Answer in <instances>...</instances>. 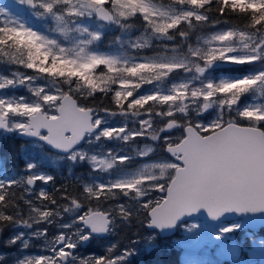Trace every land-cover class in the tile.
<instances>
[{"label": "trees", "instance_id": "trees-1", "mask_svg": "<svg viewBox=\"0 0 264 264\" xmlns=\"http://www.w3.org/2000/svg\"><path fill=\"white\" fill-rule=\"evenodd\" d=\"M36 9L31 11L28 5H24L25 16H27L34 26H37L41 21L50 24L51 17L55 12H61L65 21L71 23V27L75 30L77 22H88L90 41L88 48H106L117 47V39H120L126 33H129L131 40L125 45L120 46L122 52L121 56L129 61L126 64H111L105 62L104 65L98 64L89 72L84 73L83 76H70L67 74L59 75L43 71V68L51 67L56 63L61 68H68L69 65L64 64V61H73L69 57H73V45L67 36V40L61 39L64 46L63 51L59 52V43H54L52 49H41L42 52H49L47 58L40 57L33 59L32 53L35 52V47H30L29 42L35 45H42L35 39L25 38V33L21 35L16 31L12 22H5L0 19V71L7 73L9 71H20L25 73H32L38 70L39 77L48 81H53L59 87L60 94L69 93L78 100V103L87 108H92L95 115L103 116L106 112H125L133 110L135 113L142 115L144 112L153 114H164V110L168 106L167 99L155 98H138L132 104L128 101L124 94L117 95L114 91L117 76L138 77L141 75H134V73L149 74L153 78L159 77L165 68L135 66L132 59L154 58L158 54L165 53L166 57L186 59L187 65H190L188 73L185 66H177L168 71V81L181 76H195L197 82L201 80L198 86L206 88L204 85V78L200 79L193 71L195 64L205 65L210 60H227L225 53L218 48L210 49L209 44L205 43L202 38L218 29L232 28L234 30L246 32L254 36L258 42L259 38L264 37V0H151L154 4L167 8L175 9L174 5L178 6L177 13L182 14V18L178 17L175 20L168 15L154 14L145 11L142 2L145 0H124L129 6L124 7L120 0H92V6H96L102 2L114 14L116 23H103L98 21L94 14L93 8L89 5L81 7L78 4L72 5L66 3L67 0H52L47 4H42L40 0H34ZM69 4V10L66 9ZM45 5L48 6L46 9ZM49 5L51 7H49ZM255 6L252 8L250 6ZM119 7L118 9L115 8ZM239 6H244L246 10L241 11ZM28 9V10H27ZM135 9V10H133ZM182 9H190L197 12V15H187ZM3 11L0 10V15ZM53 30L52 25H47V31ZM161 29H165L161 31ZM47 31H42L41 38H47ZM23 40L24 43H18ZM44 41V40H43ZM61 44V46H62ZM47 46V44L44 43ZM201 45V46H200ZM200 46V47H199ZM197 47V49H196ZM199 47V49H198ZM59 49V50H58ZM196 50V52H195ZM264 54V53H263ZM257 54L253 59H244L230 61L229 66L212 71L214 78H218L222 73H228L234 79H229L223 83H231L234 87L227 90H220L222 82H218L213 86L214 99L218 100L222 97H233L236 99L235 105L231 104L229 108L225 105L219 108L218 113L220 120H232L242 125L258 126L264 129V116L260 117L256 110L251 108L250 101L252 96L256 93L259 97L264 98V85L259 82L250 83V73L259 68V64L264 62V55ZM58 58V59H57ZM76 58H78L76 56ZM103 61V60H102ZM109 61V60H105ZM133 64V65H132ZM30 65H35L30 66ZM131 67L135 71L131 70ZM40 71V72H39ZM132 71V72H131ZM161 71V72H160ZM120 73L121 75H117ZM117 75L116 77H114ZM146 76V75H145ZM147 77V76H146ZM135 78V79H136ZM140 83H145L146 80L138 78ZM91 80V83H89ZM68 82V87H65V82ZM137 82V81H136ZM215 82V80H214ZM193 86L195 84H189ZM139 86H135L133 94L137 92ZM259 90V94H258ZM233 94V95H232ZM27 97H34L35 94L28 92ZM213 93L205 95L213 98ZM83 97V98H82ZM140 100L142 103L137 104ZM205 97L202 93L193 95L189 101H184V110H179L176 106H171L172 111L167 112V121H176L178 134L172 139L175 143L179 141L180 135L183 133V125L186 123L199 126V122H203L211 117V113L205 112L204 106L208 104V100L204 101ZM58 103V102H54ZM165 106V109L164 107ZM243 109V112L241 109ZM247 112L248 115L244 113ZM8 114L13 116L10 112ZM108 114V113H106ZM133 116V115H132ZM154 116V115H153ZM27 115L23 116L26 121ZM99 123L102 125V121ZM136 123V122H132ZM171 122H168V124ZM167 124V125H168ZM179 125V126H178ZM131 128H138V126H131ZM215 126L200 129L201 133H208ZM110 131L109 139H105L103 135ZM115 131L110 130V126L102 131L98 139L93 140L90 136L84 143L86 151L90 152L93 148L100 147L101 150L107 151L115 141H111L112 134ZM162 141V139H160ZM159 146L158 150L150 153V157L168 156L164 150L165 144ZM121 146V145H120ZM164 147V148H163ZM48 150L46 147H39L38 154H46L41 150ZM30 150V151H29ZM31 145L19 138L14 132L10 134H0V168L6 169L7 173H14L12 178H7L6 175L0 172L3 178H0V264L10 262L14 258L13 254L18 255L21 250H25L29 256L21 264H43L39 255L41 253L40 245L44 243L43 236L31 235L28 236L27 245L24 244L23 249H19L18 243L22 238L16 239L15 230L19 225L28 224L36 231L41 229H51V222L56 225L51 230L52 234L58 233L60 230L59 223L64 218L60 212L71 213L72 209L75 215L84 214L90 210L101 209L112 212L113 224L108 238H95L90 240L85 245L77 243L75 252H72L73 259L71 264H182L183 252L181 246L177 245L171 237H161L158 233L150 231L146 228L148 222L149 209L160 202L163 197H155L156 195L164 196L165 192L159 193V188L151 189L152 193L148 195L147 203L142 204L143 201L135 197L133 189L127 190L126 187L121 186L114 188H103L99 186V182L106 181L107 173L100 170H93L91 164L85 160L82 163L68 165L69 162L52 163L49 160L39 159V155L31 152ZM36 151V150H35ZM49 151V150H48ZM113 152V150H111ZM122 153H128L132 150H121ZM37 152V151H36ZM156 153V154H155ZM52 154V151H50ZM41 157V156H40ZM162 157V158H163ZM32 159V160H30ZM139 160L138 157L133 161ZM129 159L116 161L114 167L110 170L113 175L119 169L129 166ZM28 169V174L33 175L34 170H39L44 173L46 178V185L44 190H39L42 184L41 179H37V188L29 192L26 186L23 169ZM174 173V168H169L164 180V188L170 181ZM43 176H41L42 178ZM101 177L102 179H100ZM97 184H91L88 182ZM162 186V187H163ZM101 188V189H100ZM96 193V195H93ZM126 206L125 209L119 211V205ZM114 206V207H112ZM42 217L40 214H44ZM39 216L37 217V215ZM68 214V215H69ZM78 225V224H77ZM25 230L26 227H23ZM66 229V228H65ZM73 229V228H72ZM71 230V228H70ZM74 230V229H73ZM180 227L173 236H178ZM238 234L246 232L245 229H240ZM242 231V232H241ZM242 233V238L237 239L236 242L241 250L240 258L247 259L248 250L252 247L257 237L264 238V228L256 236H249ZM151 243L150 248L147 244ZM143 246V247H142ZM19 249V250H18ZM124 252L121 259H116L118 255ZM138 252V253H136ZM59 258V257H58ZM103 258V259H101ZM234 263L236 262L235 259ZM231 261L225 260L221 264H230ZM258 264V263H254Z\"/></svg>", "mask_w": 264, "mask_h": 264}, {"label": "rangeland", "instance_id": "rangeland-1", "mask_svg": "<svg viewBox=\"0 0 264 264\" xmlns=\"http://www.w3.org/2000/svg\"><path fill=\"white\" fill-rule=\"evenodd\" d=\"M92 0H72V5L78 4L81 7L85 5H89L90 8L95 9L98 5L102 4L99 3L96 6H92ZM42 4H47L52 2V0H40ZM29 3L30 5L34 4V0H0V10L3 11L4 14L0 15V19H3L5 22H12V25L16 31H18L21 35L24 33L25 38L27 39H35L37 42L45 46V49H52L54 43H59V52L64 49L62 44L61 38L57 37L63 36V40H67V36H71V39L68 38V41H71L73 45V57H69L71 60L76 62L75 67H81L84 64H88L91 61L93 56L100 58L101 60L107 59L109 61H114L111 63V66L115 64H126L121 61L128 62V59L119 58L121 57V50L117 48L116 50L106 51L111 49H94L88 48L90 47L88 43L92 40L89 38V29H88V22H77L75 25L76 30L71 27V23L69 21H64V16L59 13H53L51 20L53 21L56 32L50 31L48 34L50 36L49 39L43 41L41 38L40 32L37 33L33 25L27 20V18L22 14L19 10ZM66 3H71V0H67ZM69 4H67L66 9L69 10ZM76 6V5H75ZM143 7H147L149 13L154 14H162L168 15L171 19L175 20L176 18H182V14H178V6H175V9L163 7L160 5L154 4L151 0H145L142 2ZM34 7V5H33ZM46 9L48 8L45 5ZM119 11V7H116ZM28 10V9H27ZM188 16L191 14L197 15V12L192 11L190 9H182ZM120 12V11H119ZM14 20V21H10ZM16 21V22H15ZM8 22V23H9ZM45 25L42 24L40 26V30L43 31L45 29ZM44 32V31H43ZM223 36L224 39H219V37ZM57 42H56V41ZM131 40V36L129 33L123 35L122 38L118 40L116 46H123L127 42ZM202 40L205 43L209 44L210 49L218 48L221 52L225 53V59L231 60L234 59L236 61L244 60V59H253L257 54L264 53V37L257 39L243 31L234 30L232 28H223L215 30L207 35H205ZM47 41V46L44 43ZM62 44V46H61ZM201 46V45H200ZM199 46V47H200ZM198 47V49H199ZM48 48V49H47ZM197 49V47H196ZM196 52V50H195ZM163 55H166L163 53ZM264 55V54H263ZM76 56L78 58H76ZM147 58V57H145ZM213 60V59H212ZM184 59L180 58H171V57H157V58H147L142 60H136L132 62H136V66H145L151 67L154 65L156 67H162L166 70L161 72L159 77L153 78L151 73L144 74V73H134V75H141L137 78L134 77L135 81L132 77V73L128 76H117L121 75L118 73L114 77L117 76V81L115 83V93L118 95L125 94L126 97L129 98L133 94V89L139 83L138 78L147 79L148 85L153 86V90L149 91L150 93L142 90H137L133 97H144L149 95H158L161 99H167L168 103H164L168 106L167 110H164L166 113L164 114H153L150 115L149 113L145 112L142 115L135 113L132 109L129 110L128 113L120 112L119 113H108L106 117V113L102 116L105 121L113 122L116 124L113 129L115 131L111 136V141H117V145L114 144L111 146L113 148V152L110 149V152L103 151L101 149H92L90 152H85V149L81 147L76 149L74 152H71L68 155H56L55 153L51 155H46L43 157L44 160H49V162L55 163H63L65 161L69 162L68 165L77 164L82 160L87 159L88 164H91L92 169L97 168L98 170L108 172L107 179L103 182H99V186L110 188L109 190L114 188L115 186H124L127 190L133 189L135 193V197H138L143 201L142 204L147 203L148 195L152 193L151 189L159 188V193L165 192V188L163 186L166 173L168 172L169 168H174L177 166L176 163L171 157L169 156H155L150 157V153L155 150L159 149V146L165 145L172 142L174 137H177V130L176 121L171 120L167 121L168 113L172 111L171 106H176L180 108L182 102L189 101L193 95L198 94L199 92L203 94L205 100H208L209 106L208 110L216 109L218 112L221 106L225 105L229 108L231 104L235 105L236 99L233 97H222L218 100L214 99L215 92L213 91V86L218 82H226L229 80L228 73H224L218 76V78H214L212 74H208L209 62L205 65H198L195 64L193 67V71L196 73L199 79H202L201 76L204 78V84L206 88H202L199 85V82L195 83L196 81L188 75L181 76L178 78H174L168 81V71L177 66H184L185 64ZM188 63V61L186 62ZM133 67H131L132 70ZM91 69H84L81 68L83 73L89 72ZM189 69H186L188 73ZM38 71V70H35ZM40 72V71H39ZM132 72V71H131ZM204 72L203 75L199 73ZM34 74H36L34 72ZM208 74V75H207ZM2 76L0 74V110L3 113H6L10 110V112L14 115V118L10 121L11 130H16L21 132L20 130L23 128L25 121L23 120L24 115H30L31 113L35 112L36 110H42L48 116H55L57 115L58 105L56 106V102L58 96L60 95L59 87L54 84V82H48L46 79H42L39 77V74L36 75H27L23 73H10L4 74ZM147 77H146V76ZM195 75V74H194ZM193 75V76H194ZM45 81L43 85L39 81ZM215 80V82H214ZM261 81L264 85V62L259 64V68L255 71L250 73V83H256L257 81ZM195 84L190 86L189 84ZM44 84L46 86H44ZM256 84H259L257 82ZM171 85V87H167ZM210 85L212 87H210ZM6 89H10L11 92L16 89H21L22 91L30 92L35 94V97H27L26 94L23 95H10ZM213 93V98L206 97L205 95H209ZM131 94V95H129ZM259 94V90H258ZM233 95V94H232ZM26 97V98H25ZM28 98V99H27ZM83 98V97H82ZM132 100V99H131ZM127 104H132L134 100L128 101ZM250 107L256 110L258 116H264V98L259 97L257 93L252 96L250 101ZM165 109V106H163ZM243 109L241 111L243 112ZM133 115V116H132ZM119 117V120H115L113 117ZM220 116L218 113H211V117L206 119L205 121H201L198 123L199 126H195L198 129H207L210 126H215L216 128L221 127L223 124L229 122H235L232 120H220V117L216 120V118ZM97 118V117H96ZM104 121V122H105ZM136 123H132V122ZM168 122H171L168 124ZM168 124V125H167ZM138 126V128H131V126ZM185 125V124H184ZM183 125V127H184ZM179 126V125H178ZM106 133H110L107 131ZM102 134L100 132H93V140L98 139L99 136ZM103 137L107 140L110 136L103 135ZM162 139V141L160 140ZM121 145V146H120ZM164 148V147H163ZM121 150H132L131 152L120 154ZM165 150V148H164ZM156 154V153H155ZM55 155V156H53ZM122 157H127L125 160H130V165L127 167L125 166L123 169H119L115 175L113 172L110 171L117 160L121 159ZM138 157L139 160L136 162V165L133 161L134 158ZM163 157V158H162ZM3 171H1L2 173ZM34 177L37 176L45 179L44 173L39 170H34L33 172ZM14 173H10L7 176L10 178L13 177ZM23 174V173H21ZM33 178V176L29 175ZM102 179L101 177H99ZM34 179V178H33ZM95 181V179H93ZM90 187L91 184H97L95 181L94 183L88 182ZM46 182H42L40 185L39 190H44ZM163 186V187H162ZM101 189V188H100ZM163 197L161 195H156L155 197ZM159 197V200H160ZM147 198V199H146ZM114 207V206H112ZM126 206L119 205V211L125 209ZM91 211V210H90ZM88 211V212H90ZM69 217H66V223L60 224V230L58 233L54 232V235H49V232L52 233V229H41L40 232H36L35 229H31L28 224L19 225L18 228L15 230V234H19L17 236H28V235H37L43 236L44 243L40 245L41 253L39 257L43 260V264H60V253L69 252V248L71 244L77 247V243H80L82 246L85 245V242L82 243L83 239L86 237V233H83L82 226L79 225L80 220L85 216L82 214L75 215L76 213L73 210H70ZM87 212V213H88ZM62 215L66 214L64 212H60ZM39 214L37 215V217ZM40 216L44 217V214H40ZM78 224V225H77ZM22 227H26L25 230ZM64 227H71V230L65 232ZM245 222L243 220H231L226 222H221L214 226H209L203 223L201 220H190L185 222L180 226L179 235L173 236L171 239L182 247L184 250L182 264H221L225 260L231 261L230 264H264V238H259L257 241L252 242V247L248 250L247 259L240 258L241 250L239 248L238 243L236 242L237 239L242 238V233L240 229L245 228ZM74 230H73V229ZM52 230V231H51ZM52 238V239H51ZM28 239V237H27ZM46 240V241H45ZM63 240V243L59 245V242ZM150 243V240H149ZM14 258L8 263L5 264H18L23 263V259L25 258L24 254L16 255L13 254ZM124 253L118 255L116 259H121ZM2 256V255H0ZM124 258V257H123ZM122 258V259H123ZM73 256L71 255L69 261L66 264H71ZM235 259V263L234 260ZM18 261V263L16 262Z\"/></svg>", "mask_w": 264, "mask_h": 264}, {"label": "water", "instance_id": "water-1", "mask_svg": "<svg viewBox=\"0 0 264 264\" xmlns=\"http://www.w3.org/2000/svg\"><path fill=\"white\" fill-rule=\"evenodd\" d=\"M95 14L101 21H113V15L103 5L97 7ZM227 65L221 61L209 64L211 68ZM34 119L43 124L37 127ZM92 121L91 109L80 108L66 94L60 99L56 116L37 110L18 135L40 140L55 152L67 154L82 144L86 133L98 128ZM0 122L5 125L0 126V131L8 133V116L1 112ZM184 131L179 143L166 147L170 157L180 165L161 202L149 210L146 228L161 237H170L188 220L217 224L240 217L245 219L249 230L259 231L264 227V130L229 122L205 135L192 125H187ZM27 184L33 187L34 181L29 178ZM165 210L167 215H163ZM110 215V212L93 211L83 217L81 224L89 236L104 238L109 235ZM62 243L63 240L59 245ZM66 257V253L61 255V264L66 262Z\"/></svg>", "mask_w": 264, "mask_h": 264}, {"label": "snow or ice", "instance_id": "snow-or-ice-1", "mask_svg": "<svg viewBox=\"0 0 264 264\" xmlns=\"http://www.w3.org/2000/svg\"><path fill=\"white\" fill-rule=\"evenodd\" d=\"M120 2L123 4L124 7H128V6H129L127 3H124V0H120ZM49 7H51V6L49 5ZM239 7H240V10H241V11L246 10V8H245L244 6H239ZM250 7L255 8L254 5H253V6H250ZM133 10H135V9H133ZM144 10H145V11L148 10L146 6L144 7ZM109 19H110V17H109ZM164 30H165V29H161V31H164ZM219 39H224V37L221 36V37H219ZM18 43H24V41H23V40H20V41H18ZM29 46H30V47H35V52L32 53L33 59H38V58H40V57L47 58V57H49V55H50L49 52H42V51H41V49L43 48V45H35L34 43L29 42ZM57 59H58V58H57ZM104 62H107V63H109V64L114 63V61H102L100 58L93 56V57L91 58L90 63H88V64H84V65H82V66L79 67V68H78V67H75V65H76V62H75V61H64V62H63L64 64L69 65L68 68H61V67H59L56 63H53L51 67L43 68V71H45V72H50V73H53V74H59V75L67 74V75H70V76H76V75H81V76H83L84 73L81 71V68H84V69H92V68H94L96 65L101 64V63H104ZM30 66H33V67H34L35 65H30ZM132 71H135V69H133ZM89 83H91V80H89ZM210 87H212V86L210 85ZM232 87H234L233 84H231V83H223V82H222V84H221V86H220V90L223 91V90H227V89L232 88ZM118 95H119V94H118ZM129 95H131V94H129ZM0 103H2V101H0ZM136 103L139 104V103H142V101L137 100ZM244 114H245V115H248L247 112H245ZM33 123H34L37 127H40V126L43 124V121L35 120V119H34V120H33ZM0 126H5V125L3 124V122H0ZM48 126H49V127H53V126H51V125H48ZM54 130H55V129H54ZM109 134H110V133H105V135H109ZM121 159L124 160V159H127V157H122ZM93 195H96V193H93ZM163 215H167V210L164 211ZM155 222H158V221H154V223H155ZM161 226H163V225H161ZM70 247H71V248H74L75 245H74V244H71ZM60 255H64L63 250L61 251ZM101 259H103V258H101ZM97 264H99V261L97 262ZM109 264H114V262H109Z\"/></svg>", "mask_w": 264, "mask_h": 264}, {"label": "flooded vegetation", "instance_id": "flooded-vegetation-1", "mask_svg": "<svg viewBox=\"0 0 264 264\" xmlns=\"http://www.w3.org/2000/svg\"><path fill=\"white\" fill-rule=\"evenodd\" d=\"M35 72H38V71H35ZM69 85H68V82L66 81L65 82V87H68ZM115 145H117V143L115 144ZM55 225V222H51V229H53L54 228V226H52V225ZM59 224H62V222L60 221V223ZM49 235H54V233L52 234L51 232H49ZM87 236V235H86ZM52 239V238H51ZM46 241V240H45ZM68 256H69V252H68Z\"/></svg>", "mask_w": 264, "mask_h": 264}, {"label": "bare ground", "instance_id": "bare-ground-1", "mask_svg": "<svg viewBox=\"0 0 264 264\" xmlns=\"http://www.w3.org/2000/svg\"><path fill=\"white\" fill-rule=\"evenodd\" d=\"M31 229H33L32 227H31ZM143 247V246H142ZM136 253H138V252H136Z\"/></svg>", "mask_w": 264, "mask_h": 264}]
</instances>
